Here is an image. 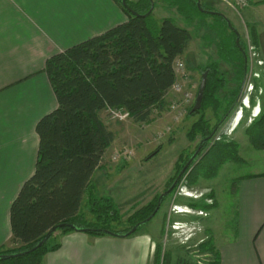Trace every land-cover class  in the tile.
Here are the masks:
<instances>
[{"label": "trees", "instance_id": "obj_1", "mask_svg": "<svg viewBox=\"0 0 264 264\" xmlns=\"http://www.w3.org/2000/svg\"><path fill=\"white\" fill-rule=\"evenodd\" d=\"M158 1L170 3L178 14L192 23L197 15H191L189 9L198 15L220 18L229 34L225 40L220 39L218 55L222 61H232L238 68V86L230 92V100L224 105L218 96L227 82L220 76L218 64L214 62L199 68L202 74L208 73V83L201 109L194 112V105L188 112V116L201 114V118L188 130L187 138L191 142L200 139L196 150L201 153L197 157H203L193 168L194 161L190 163L172 193L184 178L188 179L189 184L201 177L211 179L212 165L219 166L226 161L241 159L237 154L230 153L231 148L238 150L237 143L224 141L212 145V140L218 132V125L237 106L242 81L249 71V44L242 42L239 33L224 15L204 12L216 11L206 7L200 0V8L198 0H125L126 4L119 0L128 21L58 52L46 61L44 71L54 91L57 108L37 123L39 145L35 170L11 203V246L0 247V264H43L45 256L60 246L54 242L57 232L68 234L78 231L94 236L124 235L139 225L136 232L128 235L132 236L159 212L162 206L158 208L160 196L135 211L128 218V228L116 230L113 224L121 223L119 211L112 199L95 195L93 184L94 174L102 167L106 152L115 141V133L106 123L104 115L111 110L123 109L137 123H152L154 112L160 113L167 106L166 97L178 80L175 64L184 56L193 39L188 28L176 25L171 18L158 24L153 16ZM251 3L264 5V0ZM152 6L153 11L147 15ZM252 29L250 42L258 50V32L254 26ZM230 55L235 58L230 59ZM210 107L217 117L220 110L227 111L215 127H211L203 117L205 110ZM246 132L254 147L264 149V113L254 119ZM161 151L159 147L146 160L153 159ZM189 160V157L180 155L175 166L177 172L168 183V189ZM205 165H209L208 173L197 171ZM86 197V205L94 221H90L83 211ZM211 206L205 205L204 208ZM56 226L61 227L42 247L37 248ZM209 242L212 244V240ZM13 254L19 256L5 257ZM160 258L158 246L155 264H160ZM163 258L165 260L166 254Z\"/></svg>", "mask_w": 264, "mask_h": 264}, {"label": "rangeland", "instance_id": "obj_2", "mask_svg": "<svg viewBox=\"0 0 264 264\" xmlns=\"http://www.w3.org/2000/svg\"><path fill=\"white\" fill-rule=\"evenodd\" d=\"M200 1L206 7L224 15L233 24L243 43L252 44L249 34L252 33L254 25L251 24L247 11L242 8L234 10L223 0ZM15 5L22 13L39 19L43 29L55 43L56 49L64 50L94 37L99 20H104L103 29L107 31L129 19L119 0H15ZM93 8L103 10L101 19L99 11L91 13ZM189 11L191 15H197L193 23L178 14L170 3L158 1L153 16L158 24L166 18H171L176 25L190 30L193 39L180 60L185 64L186 76L180 81L192 88L194 94L197 95L203 76L199 68H205L214 62L218 64L220 76L227 82L218 96L224 105L230 100V92L238 86V68L232 61H222L217 52L220 39L225 40L229 33L220 18L198 15L191 9ZM254 12L259 19L258 27L264 26V17H261L264 14L263 9H254ZM231 58L234 59L235 56L230 55ZM248 66L249 71L242 81V89L237 97V106L224 122L218 125L219 119L224 117L227 111L220 110L217 117L210 107L203 113L211 127H219L212 143H239L240 148L237 151L231 148L230 153L237 154L241 159L226 161L219 166L212 165L211 171L209 165L199 167L197 171H210L212 178L201 177L190 184L188 179L184 178L178 188L166 197L156 216L142 225L137 232L139 237L147 233L158 236L160 264H215L219 258L216 255L218 249L229 242L232 236L237 198L235 190L239 180L254 172L256 165L264 167V149L254 147L246 132L254 119L264 113V72L257 63L251 62L250 55ZM251 69L259 75H251ZM3 87L0 85V199L4 194L7 198L12 197L16 190L30 179L28 174L36 165L34 160L30 159L29 145L27 154L21 155L25 145L19 143V140H24L25 137H13L14 130L9 126L11 117L7 115L16 107H13L14 101H10L13 94L6 93L13 86H7L6 89ZM181 100V95L168 93L166 108L160 113L154 112V121L150 124L137 123L129 116L119 119L110 113L104 115L109 127L117 133V140L104 157L102 167L105 171L100 169L94 175L93 184L97 197L104 196L114 201L121 222L113 224L116 230L123 231L128 228V218L135 211L167 191L168 183L177 172L175 166L180 155L189 157L190 160L194 158L191 168L203 157H197L201 153L196 150L200 139L191 142L187 138L188 130L201 118V114L188 116L196 100L185 104L186 112L183 114L177 110L172 111V103ZM235 118L241 119L235 129L222 132L220 137H217ZM235 132L239 136L238 142L235 141ZM10 140L12 143L7 145ZM246 140H249V145ZM159 147L162 151L147 161V157ZM125 148L132 150L133 154L126 159L115 160L116 154ZM87 201L86 197L83 211L90 221H94V216L87 208ZM205 205L212 206L205 209ZM181 210L184 212L181 213ZM155 261L154 252L152 264H155Z\"/></svg>", "mask_w": 264, "mask_h": 264}, {"label": "crops", "instance_id": "obj_3", "mask_svg": "<svg viewBox=\"0 0 264 264\" xmlns=\"http://www.w3.org/2000/svg\"><path fill=\"white\" fill-rule=\"evenodd\" d=\"M256 1L258 0L253 2ZM259 8L264 11V5L254 4L242 10L247 11L251 24L256 26L259 42L257 51L264 62V26L258 27L259 19L254 12V9ZM95 10L99 11L101 19L103 10L93 8L91 13ZM103 25L104 20H99L94 37L104 33ZM61 51L64 49H56L39 19L22 13L16 7L15 0H0V85L4 89L13 86L10 92H6L13 94L10 101L13 100V107H16L7 115L11 117L9 126L14 130V138L25 137L24 140H19V143L25 145L21 155L27 154L29 145L30 159L34 163L39 145L37 123L57 108L54 91L44 71L45 64L49 57ZM106 123L109 124L107 121ZM112 131L116 141L117 133ZM236 133L235 141L238 142L239 136ZM115 141L109 149L114 146ZM246 141L249 145V140ZM11 143L12 140L6 144ZM237 144L240 148L239 143ZM100 169L104 170L100 167L96 173ZM34 170L35 165L28 175L32 176ZM20 188L12 197L7 198L4 194L0 199V247H8L10 244L12 232L9 210ZM235 192L237 198L232 236L229 242L218 249L217 264H264V167L256 165L254 172L242 177ZM54 242L60 246L45 256L43 264H152V256L160 244L158 236L148 233L142 237L137 233L122 237L94 236L78 231L68 234L57 232Z\"/></svg>", "mask_w": 264, "mask_h": 264}, {"label": "built area", "instance_id": "obj_4", "mask_svg": "<svg viewBox=\"0 0 264 264\" xmlns=\"http://www.w3.org/2000/svg\"><path fill=\"white\" fill-rule=\"evenodd\" d=\"M224 2H226L230 7L234 8V9H244L250 6V3L252 0H223ZM251 57V62H255L257 63V65L262 68L263 72H264V62L259 58V54L258 51L256 49L255 46H253L252 44H249V51H248ZM253 66V65H252ZM175 70L178 76V80L177 82L174 84V86L171 88L170 92L175 93L177 95H181L182 96V100L179 102H173L171 109L173 110H177L180 114L186 112L184 106L185 104H189L191 101L196 100L197 95L194 94L193 89L192 88H188L186 85H184V83H182L180 81V79H184L185 78V64L183 62H181L180 60L176 62L175 64ZM251 75L253 74L254 76L257 77V73H253L252 69H251ZM169 92V93H170ZM246 106V105H245ZM242 110L244 109L242 106L240 107ZM109 113L119 119H124L126 118L128 115L127 112H125V110L120 109V110H111L109 111ZM240 118L239 119H233L231 120V123L229 125H227L219 134L217 137H220V134L222 132H227L230 129L234 130L235 126H237L240 122ZM214 144V142L212 143V145ZM133 154L132 150H129L127 148H125L122 152H120L119 154H116L117 156L115 157V160H122V159H126L129 156H131Z\"/></svg>", "mask_w": 264, "mask_h": 264}, {"label": "water", "instance_id": "obj_5", "mask_svg": "<svg viewBox=\"0 0 264 264\" xmlns=\"http://www.w3.org/2000/svg\"><path fill=\"white\" fill-rule=\"evenodd\" d=\"M123 4H126L125 0H123ZM198 7L200 8V2L198 0ZM154 9V6H152L151 10L147 13V15H149ZM203 10V9H201ZM204 12H208L212 15H221L220 13L218 12H212V11H205L203 10ZM230 25V23H229ZM207 83H208V73H204L203 76H202V80H201V83H200V86H199V90H198V93H197V98H196V102H195V106L193 108V111L196 112V111H199L202 107V104H203V100H204V96H205V91H206V87H207ZM238 101V100H237ZM195 157V155H194ZM194 158H192L190 160V162L185 166L184 170H182V172L180 173V175L178 176L177 180L174 182V184L171 186L170 189H168L166 192H164L160 197H159V201H158V208H160V206L162 205V202H163V199L172 192V190L174 189L175 185L177 184V182L179 181L180 177L182 176V174L184 173L185 169L189 166V164L191 163V161H193ZM155 214H153L151 217H153ZM150 218H148L147 221H149ZM61 226H56L54 228H52L48 233L47 235L45 236V238L40 242V244L37 246V248H40L42 247L48 240L49 238L51 237L52 234H55L58 229L60 228ZM139 225L135 226L128 234H124V235H118V234H114L112 232H110L111 234H114L115 236H122V237H127L128 235H131L133 234L134 232H136V230L138 229ZM85 231H88V230H85ZM24 255V253H23ZM19 256L18 254H13V255H8V256H5L7 258H11V257H17Z\"/></svg>", "mask_w": 264, "mask_h": 264}, {"label": "flooded vegetation", "instance_id": "obj_6", "mask_svg": "<svg viewBox=\"0 0 264 264\" xmlns=\"http://www.w3.org/2000/svg\"><path fill=\"white\" fill-rule=\"evenodd\" d=\"M189 162H190V161H189ZM189 162H188V163H189ZM191 162H192V161H191ZM188 163H187V164H188ZM189 165H190V164H189ZM169 189H170V188H169ZM172 191H173V190H172ZM168 195H169V194H168ZM168 195H167V196H168Z\"/></svg>", "mask_w": 264, "mask_h": 264}, {"label": "bare ground", "instance_id": "obj_7", "mask_svg": "<svg viewBox=\"0 0 264 264\" xmlns=\"http://www.w3.org/2000/svg\"><path fill=\"white\" fill-rule=\"evenodd\" d=\"M180 212H181V213H183L184 211H183V210H181Z\"/></svg>", "mask_w": 264, "mask_h": 264}]
</instances>
